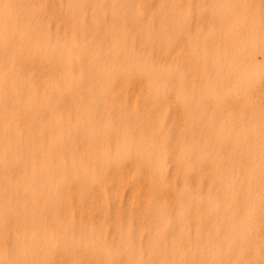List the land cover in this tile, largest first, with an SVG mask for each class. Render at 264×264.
<instances>
[{
    "label": "bare ground",
    "instance_id": "obj_1",
    "mask_svg": "<svg viewBox=\"0 0 264 264\" xmlns=\"http://www.w3.org/2000/svg\"><path fill=\"white\" fill-rule=\"evenodd\" d=\"M0 264H264V0H0Z\"/></svg>",
    "mask_w": 264,
    "mask_h": 264
}]
</instances>
